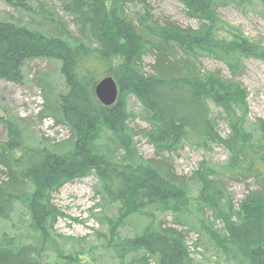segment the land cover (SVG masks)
<instances>
[{"label": "trees", "instance_id": "obj_1", "mask_svg": "<svg viewBox=\"0 0 264 264\" xmlns=\"http://www.w3.org/2000/svg\"><path fill=\"white\" fill-rule=\"evenodd\" d=\"M181 1L196 17L215 13L216 0ZM259 1L264 6V0ZM72 5L83 15L90 41L73 42L15 22L0 21V79L23 84L27 62L35 59L60 62L67 92L60 96L58 113L74 142L73 153L68 155L46 148H26L17 127L9 126V140L0 147L3 162L6 161L11 171L9 180L0 182V218L9 219L14 204L23 203L42 238L37 244L16 251V237L4 235L0 240V264H37L52 241L48 230H52L51 221L55 220L50 214L52 200L46 193L92 169L101 183L103 195L122 205V215L146 208L175 209L185 201V188L163 165L121 163L89 145L104 123L102 126L108 127L119 143L130 147L122 92H131L138 98L145 112L143 119L152 126L147 135L155 144L168 149L182 142L203 145L218 138L209 117L208 101L222 106L234 131L232 142L228 145L225 142L232 150L227 171L242 175L246 163L247 170L257 178L263 177L264 182V137L258 146L261 151L255 153L248 146L243 115H238L240 108L235 102L242 93L240 84L225 80L219 74L202 73L192 62L196 53L208 52L225 61L236 75L242 57L264 59V48L245 40L211 43L205 38L204 24L195 30L173 23L160 25L144 17L139 20L140 25H136L116 0H74ZM171 49L180 50L184 57L171 60L166 53ZM154 50L156 64L152 72L144 73L142 55ZM117 55L124 57V63L118 68L115 67ZM112 75L120 86L119 99L115 105L105 107L98 100L95 87L104 77ZM17 151L21 152L19 157H16ZM212 176H216L213 169L204 171V187L211 184V195L215 196L218 195L215 182L208 180ZM243 206L244 221L227 222L229 237L223 243L234 242L233 245L237 243L236 246L242 247L246 253L244 264H264V193H252ZM162 229L145 227L129 241L130 248L146 250L157 259L156 264H196L183 235ZM243 231H247L246 235Z\"/></svg>", "mask_w": 264, "mask_h": 264}, {"label": "rangeland", "instance_id": "obj_2", "mask_svg": "<svg viewBox=\"0 0 264 264\" xmlns=\"http://www.w3.org/2000/svg\"><path fill=\"white\" fill-rule=\"evenodd\" d=\"M73 2L0 0V21L15 22L73 42L90 41L85 19ZM116 2L122 4L136 25H140L139 20L144 17L160 25L173 23L195 30L204 24L205 38L211 43L245 40L264 48V6L259 0H216L215 13L204 17L194 16L181 0ZM146 49L149 50L148 46ZM154 52L142 55L144 73L152 72L156 64ZM166 53L171 60L184 57L178 49ZM192 62L202 73L219 74L225 80L240 84L242 93L235 101L240 108L238 115H243L248 146L255 153L260 152L258 146L264 137V59L242 57L236 75L225 61L208 52L196 53ZM123 63L124 57L117 55L115 67ZM23 74V84L0 79V147L9 140V126L12 124L17 127L26 148H46L65 155L73 153L71 132L61 122L58 113L60 96L67 92L60 62L35 59L26 63ZM121 98L128 115L130 147L119 143L112 131L102 126L104 123L89 145L121 163L155 162L163 165L164 170L172 171L185 188V201L177 204L175 209L146 208L122 215V205L103 195L101 183L92 169L46 193L51 197L53 210L50 214L55 220L51 221L52 230H48L52 241L41 253L37 264H156L157 259L149 256L146 250L130 248L129 244L147 226L182 234L196 264H244L246 253L242 247L236 246L237 243L233 245L234 242L223 243L229 237L227 222L239 224L244 221L243 203L252 193L263 194L264 182L263 177L257 178L247 170L246 163L242 175L227 171L232 160V150L227 145L232 142L234 131L222 106L208 101L209 117L215 124L218 138L214 137L203 145L182 142L168 149L155 144L147 135L152 126L143 119L145 112L138 98L128 91L122 92ZM15 154L19 157L21 152ZM3 159L0 149V182H7L11 171ZM207 169L216 173L208 180L215 182L213 185L218 195H211V184L204 187V171ZM31 221L27 207L15 203L10 218H0V240L4 235L16 237V251L37 244L42 236ZM246 232L242 233L246 235Z\"/></svg>", "mask_w": 264, "mask_h": 264}, {"label": "water", "instance_id": "obj_3", "mask_svg": "<svg viewBox=\"0 0 264 264\" xmlns=\"http://www.w3.org/2000/svg\"><path fill=\"white\" fill-rule=\"evenodd\" d=\"M98 100L105 107L115 105L119 99V86L112 76H106L100 80L95 87Z\"/></svg>", "mask_w": 264, "mask_h": 264}]
</instances>
